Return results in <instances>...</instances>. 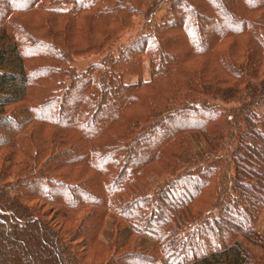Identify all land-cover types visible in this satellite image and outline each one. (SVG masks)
<instances>
[{
  "label": "trees",
  "instance_id": "16d2710c",
  "mask_svg": "<svg viewBox=\"0 0 264 264\" xmlns=\"http://www.w3.org/2000/svg\"><path fill=\"white\" fill-rule=\"evenodd\" d=\"M262 108L264 0H0V264H264Z\"/></svg>",
  "mask_w": 264,
  "mask_h": 264
},
{
  "label": "rangeland",
  "instance_id": "374dc122",
  "mask_svg": "<svg viewBox=\"0 0 264 264\" xmlns=\"http://www.w3.org/2000/svg\"><path fill=\"white\" fill-rule=\"evenodd\" d=\"M137 28H134V30H132L131 32L127 33L123 39L121 40V42H126L128 41L129 39H131L134 34L136 33L137 31ZM101 59V56L99 55H91V56H84V57H78L76 59V62H75V67L78 69V70H81V69H84L86 68L88 65L90 64H94L96 62H99ZM144 64V79L145 80H148L150 78V73H149V62L147 60H145L143 62ZM130 81H136L137 80V77L136 76H133L131 77L130 79H128ZM260 114L262 116V118L264 119V108H262L260 110ZM194 140V143L197 144L199 140V138L195 137L193 138ZM114 220L115 218L112 217V216H109L107 217L105 223H104V226H103V230L102 232H100L99 234V240L101 241H104L106 243H111L112 241H114L115 239V235H116V231L114 230ZM257 227L258 229L264 234V210L263 212L261 213V216L259 218V221H258V224H257ZM124 238L123 240H125L126 237H121V239ZM140 241L137 242V244H139ZM95 247H98V245H93V250L92 251H95ZM248 247L255 253L257 254H261L262 253V250L253 246V245H250L248 244ZM96 249H99L96 248Z\"/></svg>",
  "mask_w": 264,
  "mask_h": 264
}]
</instances>
